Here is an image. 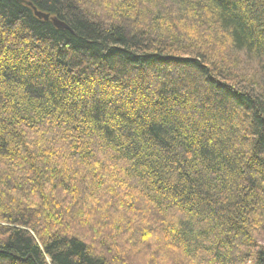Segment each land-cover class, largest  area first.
<instances>
[{"label":"trees","instance_id":"trees-1","mask_svg":"<svg viewBox=\"0 0 264 264\" xmlns=\"http://www.w3.org/2000/svg\"><path fill=\"white\" fill-rule=\"evenodd\" d=\"M0 264H264V0H0Z\"/></svg>","mask_w":264,"mask_h":264},{"label":"water","instance_id":"water-1","mask_svg":"<svg viewBox=\"0 0 264 264\" xmlns=\"http://www.w3.org/2000/svg\"><path fill=\"white\" fill-rule=\"evenodd\" d=\"M18 1H21V0H18ZM27 4H29L30 6H32L33 10H34V13L38 16V17H42L44 19H49L50 17V14L49 13H44L40 10L37 9V7L35 5H33L32 2H28ZM63 24H61L60 26L62 27Z\"/></svg>","mask_w":264,"mask_h":264},{"label":"rangeland","instance_id":"rangeland-1","mask_svg":"<svg viewBox=\"0 0 264 264\" xmlns=\"http://www.w3.org/2000/svg\"><path fill=\"white\" fill-rule=\"evenodd\" d=\"M52 19L55 20V23H56L57 25H61V24H62V23H60V21H57L56 18L53 17Z\"/></svg>","mask_w":264,"mask_h":264},{"label":"bare ground","instance_id":"bare-ground-1","mask_svg":"<svg viewBox=\"0 0 264 264\" xmlns=\"http://www.w3.org/2000/svg\"><path fill=\"white\" fill-rule=\"evenodd\" d=\"M36 15V14H35ZM37 16V15H36ZM38 17V16H37ZM38 18H40V19H44V18H42V17H38ZM45 20H47V19H45Z\"/></svg>","mask_w":264,"mask_h":264}]
</instances>
